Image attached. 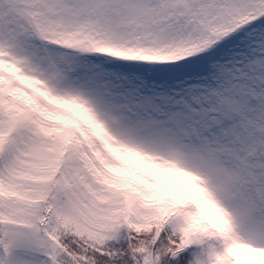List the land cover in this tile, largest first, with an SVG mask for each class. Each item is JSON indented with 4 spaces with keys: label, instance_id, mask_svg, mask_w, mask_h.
<instances>
[{
    "label": "snow or ice",
    "instance_id": "obj_1",
    "mask_svg": "<svg viewBox=\"0 0 264 264\" xmlns=\"http://www.w3.org/2000/svg\"><path fill=\"white\" fill-rule=\"evenodd\" d=\"M0 264H264V0H0Z\"/></svg>",
    "mask_w": 264,
    "mask_h": 264
}]
</instances>
